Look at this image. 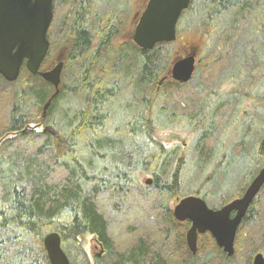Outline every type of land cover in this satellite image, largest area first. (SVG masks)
Instances as JSON below:
<instances>
[{
    "label": "trees",
    "instance_id": "obj_1",
    "mask_svg": "<svg viewBox=\"0 0 264 264\" xmlns=\"http://www.w3.org/2000/svg\"><path fill=\"white\" fill-rule=\"evenodd\" d=\"M121 3L53 0L51 46L45 63L57 46L71 44L64 74L77 83L72 91L87 94L71 120L57 123L51 119L50 112L61 95L43 117L52 86L25 66L14 82L0 75V264H51L43 239L52 231L60 233L66 251L72 246L67 251L71 264H252L259 250L254 244L264 241V186L238 228L232 256L210 233L200 236L193 254L185 238L190 223L175 218L170 202L175 197L198 195L217 209L240 197H232L233 193L219 204L212 203L209 196L214 186L205 194L197 190L194 178L213 161L220 141L217 135L226 130L238 107L237 94L217 95L214 100L212 86L229 78L228 63L247 25L251 24L254 34L264 31V0H202V19L212 27L208 32L212 43L187 83L165 79L176 52L173 42L143 50L126 41L115 49L113 42L128 18ZM196 9L192 0L180 18L178 32ZM259 59L264 61V54ZM122 83L134 89V101L127 104L128 117L111 128L109 99L116 98ZM30 98L23 108L21 104ZM39 124L53 129H38ZM176 124L194 134L190 157L167 150L153 137L156 128ZM58 136L69 142L62 159L55 152ZM138 138H143L144 145L135 142ZM143 171L152 175L151 184L140 183ZM125 199L133 206L126 208ZM87 234L100 235L108 253L94 263L83 246ZM201 240L207 245L203 256Z\"/></svg>",
    "mask_w": 264,
    "mask_h": 264
},
{
    "label": "rangeland",
    "instance_id": "obj_2",
    "mask_svg": "<svg viewBox=\"0 0 264 264\" xmlns=\"http://www.w3.org/2000/svg\"><path fill=\"white\" fill-rule=\"evenodd\" d=\"M145 2L146 0H122L121 6L127 8L128 18L124 31L113 42L115 49H118L123 42L128 41L126 31L130 24L128 22H131L134 15H138L144 9ZM201 2L202 0H195L197 13H192L190 15L189 20L191 21L186 19L183 22V25L181 26L182 29L180 32H178V40L173 42L176 52L172 60L182 55L184 50L183 44L188 47V51L192 45L198 48V66L203 52H205L207 49L208 44L212 43L211 38L208 36V32L212 29V27L206 26L203 23L202 18L205 9ZM190 22L191 25L189 26ZM250 25H247L246 27L237 53L232 56V59H230L228 63L229 78L225 80L219 79V81H217L218 83H215L212 86V95L214 100L216 99L217 95L220 97H229L231 94H237V110H233L235 113L231 116L226 130L222 133L219 132L220 134L218 133L217 135L218 138H216V140L220 139V141L218 144V149H216L214 154L213 161L210 165L208 163L206 166L207 168H205L203 172H199L194 178V184L197 190H201V192L205 194H208L207 190L212 185L214 186L213 194H210L209 199L210 202H214L215 204H219V202H222L225 197H227V195L230 196L233 193L235 194L232 197L238 195L241 196L246 191L252 178L258 173L264 164V146L261 144L263 137H260V135L263 133L262 126H264V67H260L257 63L259 62L260 64L264 65V61L259 59V55L264 54V31L262 34H254L251 31ZM70 48H72V46L69 43L68 45H60L56 47L55 52H58L59 50H68ZM112 56H114V53ZM171 65L172 61L169 65V68ZM258 76H260V79ZM121 81L124 82V77H121ZM75 84L77 83L71 81L69 74L63 76L62 91L66 90V92L64 91L62 93L61 91V97L58 100V106L53 108L51 111L53 122L56 121L57 123H60L62 121L66 122V119L71 120L70 118L73 113H75L84 105L85 96H87V94L85 95L83 92L78 93L80 89L77 93L74 92L75 90L72 91V88L76 86ZM125 84L127 86L131 85L127 81ZM125 84H121V91L118 92L116 98L109 99V103H111L110 108L112 110L111 128H115L122 122V120L124 121L125 118L128 117L129 109L127 104H129L131 101H134V89L132 87L128 88ZM32 99L33 98H30L26 102H23V105L21 104V106L26 107L29 105ZM160 101H164V99H161ZM157 121L159 124L162 122V120ZM68 123L70 122L68 121ZM44 127L40 126L38 129H43ZM186 127L187 126L183 124H176L174 127L170 128H156L152 134L156 141H158V143L167 150H173L177 155H187V157H190V154L194 149L195 139L193 132L188 130ZM47 128L50 130L53 129L51 126H48ZM242 137H244L243 140H241ZM135 142L137 144L144 145L143 138H138L135 140ZM212 143L213 141L210 142V144ZM243 143L245 144L242 145ZM131 144L134 148L141 152V147L136 145L134 142ZM82 145L84 146V149H86V145L83 143ZM244 146L245 153L241 155V150ZM68 147L69 142L67 138H63L61 136L56 137L55 152L57 153L58 158H63ZM82 152L84 153V150ZM146 153H148V147L145 149V154ZM99 162L101 164L103 163L101 161ZM214 170L216 171L214 172ZM215 174L218 176L216 179L217 181H212V178ZM148 178H152V175H148V172L145 173L143 171L139 177L140 183L145 184ZM187 183H189V181ZM193 192L195 193V191ZM178 199L175 197L173 200H171L170 205L172 209L177 203ZM123 201L125 202H123V204H125L126 208L133 206V203L129 199H125ZM260 212L262 211L260 210ZM263 215L264 213L262 212V216ZM112 217L114 219L111 218L113 219L111 221L114 223L116 218L114 215ZM187 222H189L191 226V222ZM130 223L132 222H129V224ZM188 228L185 231V238ZM246 231L249 232L248 230ZM203 240L206 241L208 239L206 238ZM201 243L204 245V248H202L201 252V255L203 256L205 255L207 245L205 244L206 242H203L202 240ZM258 243L260 244H254L256 245L255 247L259 249L256 251V253H264V241L259 240ZM83 246L88 251L90 256L94 255V252L98 251L97 249H94L93 241H87V236L83 241ZM117 246L120 247V244L117 243ZM11 248H15V246ZM67 249L69 251L72 250V246L68 245ZM16 260L20 261L21 258L17 256Z\"/></svg>",
    "mask_w": 264,
    "mask_h": 264
},
{
    "label": "water",
    "instance_id": "obj_3",
    "mask_svg": "<svg viewBox=\"0 0 264 264\" xmlns=\"http://www.w3.org/2000/svg\"><path fill=\"white\" fill-rule=\"evenodd\" d=\"M191 1L148 0L132 36L134 43L143 50H151L158 43L177 41L178 22ZM53 18V0H0V75L14 82L25 65L32 75L52 84L54 92L43 107V117L60 92L64 69V62H60L51 70H41L50 48L48 31ZM197 54L198 48L193 47L189 55L176 57L168 76L179 83L190 81L196 71ZM147 183H152V179L148 178ZM263 186L264 167L241 197L221 208L209 207L206 200L197 195L181 198L173 211L178 221L191 222L186 232L190 251L197 253L199 234L209 232L228 256L234 255L238 228ZM43 246L51 264H70L59 232L46 234ZM253 264H264V255L257 253Z\"/></svg>",
    "mask_w": 264,
    "mask_h": 264
},
{
    "label": "flooded vegetation",
    "instance_id": "obj_4",
    "mask_svg": "<svg viewBox=\"0 0 264 264\" xmlns=\"http://www.w3.org/2000/svg\"><path fill=\"white\" fill-rule=\"evenodd\" d=\"M147 3H148V0H146V2H145V6H144V9H145V7H146V5H147ZM143 9V10H144ZM143 10L137 15V14H135L134 15V17L132 18V20H131V22H128V23H130L129 24V26H128V29L126 30L127 31V37H128V41L130 42H133L134 43V40L132 39V36H133V33H134V30H135V27H136V25H137V21H138V19H139V17H140V15H141V13L143 12ZM138 16V17H137ZM194 46H192L191 45V47H190V50L188 51V47L186 46V45H184L183 44V48H184V50H183V53H182V55H180V57H185V56H187V55H189L191 52H192V48H193ZM49 53V52H48ZM69 53H70V49H68L67 51H62V50H59L58 52H54V55H53V57L49 60V62H47V63H45V60H44V62L42 63V66H41V70H51V69H53L58 63H60V62H64V69H63V73H64V71H65V68H66V65H67V61H68V55H69ZM47 57V56H46ZM46 59V58H45ZM264 66V65H263ZM169 70H170V68L168 69V71H167V77L169 78V79H172V77L171 76H168V72H169ZM63 73H62V83H61V87H60V93L57 95V96H59L60 94H61V91H62V87H63ZM259 77V79H260V76H258ZM52 86V85H51ZM53 92H54V87L52 86V92H51V95L53 94ZM56 96V97H57ZM40 126H42V124H39L38 125V127H40ZM263 127V133L260 135V137H263V139H262V141H261V144L264 146V126H262ZM51 131L49 128H45V131ZM259 133H261V132H259ZM264 167V164H263V166L260 168V170L262 169ZM260 170L258 171V173L260 172ZM258 173L252 178V180H251V182L253 181V179L258 175ZM251 182L249 183V185L251 184ZM145 184L146 185H148V183H147V181L145 182ZM151 184V183H150ZM248 185V186H249ZM248 188V187H247ZM244 194V193H243ZM179 201V200H178ZM178 201H177V203H178ZM176 203V204H177ZM175 204V205H176ZM175 207V206H174ZM174 207H173V210H174ZM173 213H174V211H173ZM185 222H187V221H185ZM184 223V222H183ZM206 233H209V232H206ZM206 233H202V234H199V238H200V236L201 235H204V234H206ZM211 235V234H210ZM87 236V241H93V243H94V249H97L98 251H96V252H94V255H92V256H90V254L88 253V255H89V257H90V259H91V263H94V262H96V260H95V258H103L104 257V255H106V253H107V249H106V247H105V244H104V242H103V240L101 239V237H100V235H96V234H87L86 235ZM100 237V238H99ZM213 237V236H212ZM199 238H198V243H199ZM215 240V239H214ZM187 241V240H186ZM215 242H216V240H215ZM216 244H217V242H216ZM218 245V244H217ZM221 248V247H220ZM222 249V248H221ZM223 250V249H222ZM87 251V250H86ZM224 251V250H223ZM88 252V251H87ZM225 252V251H224ZM226 253V252H225ZM257 253H262L263 255H264V253L263 252H257ZM256 253V254H257ZM227 254V253H226ZM255 254V255H256ZM255 257V256H254ZM254 259V258H253ZM252 264H253V261H252Z\"/></svg>",
    "mask_w": 264,
    "mask_h": 264
},
{
    "label": "bare ground",
    "instance_id": "obj_5",
    "mask_svg": "<svg viewBox=\"0 0 264 264\" xmlns=\"http://www.w3.org/2000/svg\"><path fill=\"white\" fill-rule=\"evenodd\" d=\"M56 25V24H55ZM101 35V34H100ZM101 40V39H100ZM101 44V43H100ZM92 52V51H91ZM103 52V51H102ZM131 64V63H130ZM127 70H129V69H127ZM106 89V88H105ZM106 91V90H105ZM105 91H103V92H105ZM113 91V90H112ZM111 91V92H112ZM112 94V93H111ZM110 94V95H111ZM109 95V94H108ZM108 100V99H107ZM55 104V103H54ZM51 106V105H50ZM53 109V108H52ZM51 111V110H50ZM48 112V111H47ZM51 113V112H50ZM51 116H52V114H51ZM51 119H52V117H51ZM64 135V134H63ZM103 164V163H102ZM108 174V173H107ZM109 175V174H108ZM110 179V178H109ZM116 179V178H115ZM100 238V237H99ZM64 248V247H63ZM64 250H65V248H64ZM66 251V250H65ZM66 253H67V251H66ZM108 254V253H107ZM67 255H68V253H67ZM105 256V255H104ZM68 257H69V255H68ZM69 259H70V257H69ZM70 264H71V259H70Z\"/></svg>",
    "mask_w": 264,
    "mask_h": 264
}]
</instances>
